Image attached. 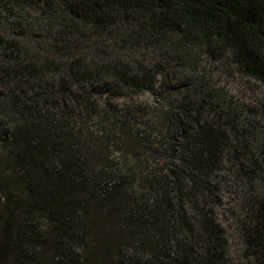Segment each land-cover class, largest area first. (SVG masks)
Returning a JSON list of instances; mask_svg holds the SVG:
<instances>
[{"label":"trees","instance_id":"16d2710c","mask_svg":"<svg viewBox=\"0 0 264 264\" xmlns=\"http://www.w3.org/2000/svg\"><path fill=\"white\" fill-rule=\"evenodd\" d=\"M0 264H264V0H0Z\"/></svg>","mask_w":264,"mask_h":264},{"label":"rangeland","instance_id":"374dc122","mask_svg":"<svg viewBox=\"0 0 264 264\" xmlns=\"http://www.w3.org/2000/svg\"><path fill=\"white\" fill-rule=\"evenodd\" d=\"M207 70H216V68H213L211 65L207 64L206 66ZM217 75H219L216 79L218 81H221L222 84L226 85L227 92L229 95L234 97L235 99L239 100L240 102L244 103H250L254 98L261 97L263 94V91H261L259 88H257L256 85H247L244 80H242L240 77L237 75L232 76V77H225L222 73H220L219 70H217ZM137 101L142 103V104H148L150 103L151 99L149 98L148 95H143L139 98H137ZM233 190H227V191H234ZM233 193H226L225 194V201L227 199H232L233 200ZM228 205H225V209ZM228 208V207H227ZM219 219L221 220L222 223L227 224L228 220L227 217L225 216L224 209L219 210ZM231 249L233 253H236L238 250H240V241L236 238L233 239L231 243Z\"/></svg>","mask_w":264,"mask_h":264}]
</instances>
